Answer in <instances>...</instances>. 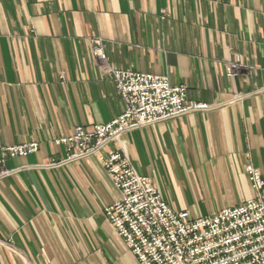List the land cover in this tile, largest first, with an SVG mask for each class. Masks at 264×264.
Segmentation results:
<instances>
[{
  "label": "crops",
  "instance_id": "0c3cea01",
  "mask_svg": "<svg viewBox=\"0 0 264 264\" xmlns=\"http://www.w3.org/2000/svg\"><path fill=\"white\" fill-rule=\"evenodd\" d=\"M108 63L185 84L192 112L124 133L123 152L161 197L192 217L256 196L245 167L264 180V0H0V264H140L104 208L120 192L96 156L48 167L53 140L107 123L124 102L100 69ZM239 55L248 71L225 76ZM12 248L14 252L10 249Z\"/></svg>",
  "mask_w": 264,
  "mask_h": 264
},
{
  "label": "built area",
  "instance_id": "2783aa9c",
  "mask_svg": "<svg viewBox=\"0 0 264 264\" xmlns=\"http://www.w3.org/2000/svg\"><path fill=\"white\" fill-rule=\"evenodd\" d=\"M90 44L97 66L112 77L123 110L107 123L78 125L70 135L55 138L53 143L64 146L65 154L46 166L97 157L120 192L104 208L105 215L140 264H264V180L258 168L245 167L255 197L212 215L192 217L187 210L170 206L151 180L136 172L125 153H103L128 131L210 106L189 99L188 87L172 85L165 74L113 68L102 40L92 37ZM248 70L239 55L225 64L227 78ZM38 149L37 142L5 146L0 163L7 155L24 156ZM11 172L4 168L0 178Z\"/></svg>",
  "mask_w": 264,
  "mask_h": 264
}]
</instances>
